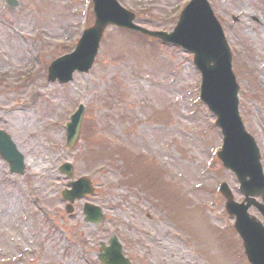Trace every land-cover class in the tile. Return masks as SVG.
Segmentation results:
<instances>
[{"label": "rangeland", "instance_id": "1", "mask_svg": "<svg viewBox=\"0 0 264 264\" xmlns=\"http://www.w3.org/2000/svg\"><path fill=\"white\" fill-rule=\"evenodd\" d=\"M136 22L166 30L188 0H119ZM0 0V129L26 159L12 175L0 158V264H101L100 243L117 235L134 264H249L218 191L244 194L235 176L212 161L222 146L215 117L199 99L191 54L109 28L88 75L49 83L47 68L72 52L93 25L92 0ZM229 41L240 84V113L264 168V0H209ZM237 19V21H234ZM172 30V26L170 29ZM85 106L80 141L69 149L64 124ZM75 178L96 193L104 223L84 221L83 202L65 212ZM250 214L261 219L251 208Z\"/></svg>", "mask_w": 264, "mask_h": 264}, {"label": "water", "instance_id": "2", "mask_svg": "<svg viewBox=\"0 0 264 264\" xmlns=\"http://www.w3.org/2000/svg\"><path fill=\"white\" fill-rule=\"evenodd\" d=\"M14 3L13 0L10 1ZM96 23L86 30L76 51L55 61L50 67V81L56 78L62 83L72 80L78 70L88 73L98 52L100 40L109 25L139 31L166 42L181 45L195 54V64L202 71V100L218 117L217 124L225 136L223 152L219 157L225 166L236 173L241 189L246 194L247 204H236L226 186L222 192L228 198L227 210L237 217L239 231L252 264H264V227L247 210L255 205L264 215V205L250 199L260 195L264 201V175L260 165V155L252 138L246 134L238 112V85L232 71V57L224 34L213 17L206 0H194L183 12L181 20L173 33L150 32L133 24L134 15L121 8L115 0H94ZM80 114L75 116L71 125V135L78 136ZM0 154L11 163L13 172L23 171V157L16 151L9 136L0 131ZM87 220L99 224L103 220L98 208L87 206ZM99 255L105 264H131L124 258L116 238L111 247L103 246Z\"/></svg>", "mask_w": 264, "mask_h": 264}]
</instances>
